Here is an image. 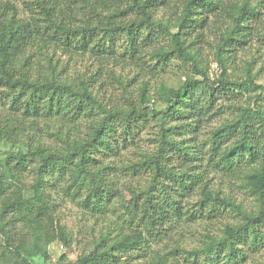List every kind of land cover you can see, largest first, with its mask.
Returning a JSON list of instances; mask_svg holds the SVG:
<instances>
[{"label":"trees","instance_id":"16d2710c","mask_svg":"<svg viewBox=\"0 0 264 264\" xmlns=\"http://www.w3.org/2000/svg\"><path fill=\"white\" fill-rule=\"evenodd\" d=\"M79 2L91 8V15L75 23L68 18L67 12L72 15ZM28 3L38 9L42 26H37L34 19L30 22L20 18L15 5L0 0V90L10 96L11 111L22 112L21 117L25 119L41 116L73 119L83 109L95 107H100L105 114L90 89V79L78 77L76 82H68L56 76V53L57 50L68 53L74 49L85 51L87 47L90 50L104 47V51H99L112 55L107 52L105 42H111L119 33L125 34L132 47L138 41L140 44L144 41L151 44L163 34L169 44L166 48H154L152 52L156 60L179 58L190 64L194 74L202 79L188 78L177 88L159 87L158 94L165 107L152 113L158 117L157 148L154 152L143 153L130 167L133 173L146 172L150 175L149 192L152 193L141 194L142 203H139L138 196H133L131 202H124V212L114 222L117 233L111 237L110 234L101 236L96 247L79 256L76 264H117L121 257L147 245L153 236L171 233L178 227L179 221L189 222L195 215L212 221L227 209L238 220L226 223L220 236H205L202 247L193 256L197 259L201 254L208 264H243L247 257L246 248L256 251L264 243L263 114L250 107L241 108L235 119L210 132L208 144H195V136L189 139V144L175 141L171 136L183 131L196 133L194 128L197 126L191 128L187 120L190 119L192 124L202 121L203 113L193 114L195 109L189 100L197 85L208 90L240 87L225 76L226 61L230 59L225 53L243 43L251 20H255L259 13L255 5L248 0H29ZM106 7L112 8L103 14L101 9ZM160 8L171 11L174 19H154ZM218 12L224 13L230 24L220 35L215 48V59L222 68V74L218 80L211 82L192 46L202 38L207 16L215 17ZM128 13L138 17L125 23L121 18ZM141 27L148 33L137 35ZM40 55L49 75L34 78L30 71L38 62H31L30 59ZM247 78L250 79V75ZM117 115L128 123V119H143L146 112L136 107L126 114L112 109L87 138L71 141L62 136V149H46L39 142L35 146L30 143L23 147L12 144L11 152L0 160V217L10 213L14 219H28L34 230L35 244L32 247L44 261L49 256L45 248L39 246V240L43 232L44 237L47 236L44 219L49 221L51 209L47 202L48 189L60 188L66 194L79 198L78 204L95 213H102L109 200L119 196L117 188L107 178L108 165L100 163L95 157L96 154L106 153V150L115 154V149L119 147L111 140L113 137L108 136L111 133L110 118ZM174 122L176 124H171ZM24 123L25 120H22L20 126L24 127ZM32 123L28 125L30 128L36 126ZM128 128L126 124L124 131L127 132ZM3 129L0 136L7 137L9 130ZM23 130L18 127L14 131L21 133ZM170 153L178 157L176 164L169 162ZM28 170L33 172L29 188L24 192L19 187L13 188V185L22 182ZM208 171L218 172L229 179L244 180L247 189L258 197L257 212H248L241 204L221 196L220 192L208 190L205 185ZM196 190L199 191V198L195 211L192 214L184 212L182 200ZM144 231L149 234L147 238L143 235ZM1 232L8 241L10 236L4 230ZM68 235L59 229V240L65 245H70ZM20 249L14 253L10 251L15 257L11 264H31L25 254L31 256L35 252L24 247ZM8 259L3 256L0 261L10 264ZM151 264H168V261L156 255Z\"/></svg>","mask_w":264,"mask_h":264},{"label":"rangeland","instance_id":"374dc122","mask_svg":"<svg viewBox=\"0 0 264 264\" xmlns=\"http://www.w3.org/2000/svg\"><path fill=\"white\" fill-rule=\"evenodd\" d=\"M3 1L15 5L20 18L30 22H32L31 19H34L37 26H42V17L39 16L36 6L29 5V0ZM248 1L255 5L259 13L255 20H251L249 33L244 35L243 43L235 46L231 52L225 53V56L230 58L226 61L225 76L227 80L240 85V87H233L230 90H208L204 89L202 85H197L189 100L195 109L193 114L198 115L200 111L203 113L202 121L192 124L190 119L187 120V124H190L191 128L197 126L194 128L196 133L193 135L183 131L179 135L171 136L173 140L189 144V139L195 136V144H206L210 132L225 122L235 119L241 108L250 107L261 112L264 116V0ZM110 8L112 7L100 9L103 14H107ZM67 13L69 19L72 18L73 21H76L75 23H79L85 20L83 17L91 15V8L79 2L72 15ZM172 15L171 11L166 12L165 9L160 8L154 14V19L172 20L174 19ZM137 17L136 14L128 13L121 20L126 23ZM226 17L221 12L215 13V17L208 15L207 19L205 18L207 25L204 27L202 38L192 46V51L196 53L211 82L218 80L222 74V68L215 59V48L220 35L230 24ZM137 32L139 36L148 33L142 27L138 28ZM161 36L151 44L145 41L140 44V41L136 40L137 43L132 47L127 42L125 34L119 33L115 35L112 43L103 41L109 48H107L109 50L107 52H111L112 55L103 54L101 51H104V47L94 50L87 47L85 51L74 49L68 53L57 50L56 76L68 82H76L78 77L90 79L92 81L90 89L100 101L105 114L108 115L112 109L126 114L127 111L136 107L145 110L146 116L138 121L128 119V123L123 121L121 115L110 118L111 133L108 136L113 137L111 140L115 141L119 147L115 149V154L106 150V153L96 154L95 157L100 163L108 165L107 178L115 185L119 196L111 198L102 213L86 210L81 203H77L79 198L76 199L72 195L66 194L60 188L48 189L47 202L51 209L49 221L44 219V224L46 223L47 226L45 228L47 239H44L46 237L43 232L39 246L45 248L49 257L44 261L39 257L40 253L32 247L35 244L33 224L28 222V219H14V216L8 213L0 217V258L8 257L11 264L15 258L12 253L24 247L35 252L31 256L25 254L31 264H76L79 256L91 252L96 247L101 236L110 234L111 237L117 233L114 222L124 212L122 208L124 202H131L133 196H138L139 203H142L143 195L141 194L152 193L149 192L150 175L146 172L138 173L136 171L133 173L134 171L130 167L140 159L143 153L154 152L157 148L158 117H154L152 113L165 107L158 94V89L160 86L177 88L188 78L202 80L194 74L190 64L184 63L179 58L156 60L152 52L154 48H166L169 44L168 39L164 38L163 34ZM193 38H188V40ZM35 50L34 47L33 51ZM30 51L32 52V49ZM42 59L41 55L39 58L33 56L30 59L31 62L39 64L33 65L30 71L34 78L49 75L45 61ZM247 75H250L251 78H247ZM10 104V96L6 91L0 90V130L4 131L3 128L9 130L7 137L0 136V160L11 152L12 144L23 147L30 143L35 146L39 142L38 144L46 149H60L62 136L68 137L71 141L87 138L91 131L99 126L105 115L100 107H95L83 109L73 119L69 117L47 119L41 116L29 120L21 117L22 112L11 111ZM22 120H25L24 127L20 126ZM30 122L36 126L30 128L28 126ZM126 124L129 127L127 132L124 131ZM171 124H176V122ZM18 127L24 128V130L21 133L14 131ZM169 160L176 164L178 157L170 153ZM32 174L33 172L29 170L25 171L21 179L22 182L13 185V188L19 187L21 191H26L33 182ZM206 175L205 185L208 190L220 192L221 196L241 204L248 212H257L258 197L247 189L244 180L229 179L218 172L208 171ZM198 198L199 191L197 190L184 197L182 200L183 211L192 214L195 211L194 206H196ZM125 205L127 204L125 203ZM236 220L238 217L228 209L222 210L221 215L212 221L195 215L189 222L179 221L178 227L171 233L158 235V237L153 236L147 245L132 252L129 256L121 257L117 264H151L156 255L167 259L168 264L172 262L175 264H208L203 261L201 254L197 259H194L193 253L202 247L206 240L205 236H220L225 224L236 222ZM119 223L122 224L121 221ZM60 228L66 235L69 234L70 245H65L59 240ZM2 230L7 236H10L8 241L2 234ZM143 235L147 238L149 234L144 231ZM246 249L247 257L243 264H264V243L256 251ZM3 262L4 260H1L0 264Z\"/></svg>","mask_w":264,"mask_h":264}]
</instances>
